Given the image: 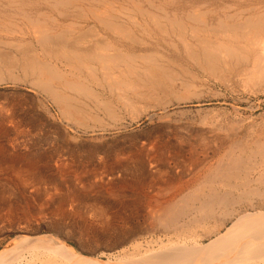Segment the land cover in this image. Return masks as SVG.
Here are the masks:
<instances>
[{
  "label": "bare ground",
  "instance_id": "obj_1",
  "mask_svg": "<svg viewBox=\"0 0 264 264\" xmlns=\"http://www.w3.org/2000/svg\"><path fill=\"white\" fill-rule=\"evenodd\" d=\"M21 78L50 98L67 126L100 137L122 133L125 118L166 117L210 89L207 82L264 94V0H0V83ZM18 107H0V232L18 234L0 264H264V122H248L251 138L239 136L241 122H226L219 133L230 137H216L211 149L201 136L187 154L156 135L138 146L136 134L126 160L134 165L99 146V190L109 199L99 198V213L91 207L98 235L82 221V190L63 183L96 175V167L70 149L34 151L24 129L40 121ZM197 168L203 172L190 190L156 199L146 214L127 213L143 208L125 202L129 191L167 194ZM41 223L51 234L34 237ZM24 231L34 238L19 236ZM72 231L89 246L99 241V259L82 255V243L68 244Z\"/></svg>",
  "mask_w": 264,
  "mask_h": 264
},
{
  "label": "rangeland",
  "instance_id": "obj_2",
  "mask_svg": "<svg viewBox=\"0 0 264 264\" xmlns=\"http://www.w3.org/2000/svg\"><path fill=\"white\" fill-rule=\"evenodd\" d=\"M6 38H9L10 40L16 39L15 37H12V36H7ZM207 83H209L210 89H206L204 87L200 88L199 91L202 90L201 91L202 93L200 92L198 94L199 98H197V99L192 98L191 99L192 102L189 100V101L180 102L179 103L180 105L176 104L174 106H171V108H169V110H168V115L166 117H164V118L153 117L151 119L149 117L142 116L139 119H137L136 121H134L135 123L130 121L129 118H125L124 122L127 125V127L122 133H116L115 132V133H113L114 135L113 134L112 135L105 134L102 137L99 136V130L95 133L92 132V134H91V131H87V130L85 131L83 128H80V127H78L72 123H69L67 126L66 122L61 121L59 111H58V109H56L57 107L50 100V98L46 97L45 95L40 94L38 92L36 93V91L31 87V85L29 84L28 81L24 82V80H23L21 82L12 83L10 80L7 79L4 82H1L0 83V107L1 106H7V104H9L11 102H13L15 105L19 104L20 107H18V108L20 109L19 113L21 115L26 116L29 120L36 118L37 120L40 121L39 125H37V127L34 130H33V128L30 129L29 127H26V129H24L22 127V129H21V130L24 129L25 131L27 130L29 132L28 133L29 136L27 135L28 136L27 138L29 141H32V142L35 141L36 142V146H34V151H36L37 153H38V151L40 152V151H43L44 149H45V151L46 150L52 151V149L54 147H55L54 149L59 150V148H61L60 150H63L66 152H67V149H70L71 154L75 155L74 158L78 159V161L83 162V165L86 163L84 166H86L88 169H92L93 166L96 167V170H97L96 175L92 172L91 173L87 172V174H85L86 176L80 175L78 178H74L73 176L68 177V178L66 177L64 179L63 183L65 184V182H66L65 186L70 187V190L74 191L75 187L82 190V193L84 196V199H83L84 203H81L80 205H78L80 207L82 205L81 209L79 207V211L82 213V216H85V217H83L82 221H84V222L89 221L90 223L89 222L88 223L90 226L94 225L93 227L98 228L97 234L99 235V227H98L99 226V221H98L99 220V215H98V213H99V207H98L99 206V198L109 199L108 195H106V193H104L105 192L104 190H102V191L99 190V172H98L99 171V160L98 159H99V156L102 157L103 156L102 154L104 153L103 151H102V153H99V146H101L103 149H105L107 151L110 149H114V150L118 151L119 156H120L119 159L124 160L123 162L129 163V165H134L135 160H129L130 162L134 161V163H132V164L130 162H127L126 160L128 159V155L130 156V154L135 152V151H132L131 149H128V148H130V145H131V141H130L131 137L135 136L136 134H137L136 137L138 140H136L137 142L135 141L133 143H137L138 146L140 145V143L142 141L146 143L148 140H152L153 138H159L162 140L161 141L162 143H166L169 141L168 142L169 144L166 143L164 145L169 146V147H173V149L180 148V147L184 146L181 149L184 151L185 154H187V153H189V151L191 149V145L192 146L197 145L196 148H198V147L200 148L199 144H201L200 140L202 137L207 138V140L209 141V145L211 146V147L208 146V148H211V149L215 148V147H213L212 141L216 140V137L219 139H226V138L230 137L231 133H229L228 131H227L228 132L227 133L226 129H225V131H224V129L222 130V132L224 131L223 133L222 132L219 133V131H221L220 129L223 128V126H226L225 125V124H227L226 122H231V121L232 122H237V121L241 122L243 124L242 127L245 126L244 127L245 130L239 131L238 132V133H240L239 136H241V137L247 136L248 138H251L250 135H254L255 133L252 134V132L248 131V129H246V128L251 124H255V123L258 124V123L264 122V94L259 93V95L258 94L257 95H251L247 91H246V93H248V94H246V93H244L245 92L244 90L236 87L235 90H237V93L239 94V97H240L239 98L238 94H234L235 91H234V93H231L233 91H230L229 89H226V88L224 89V87L220 86L217 83H212V82H207ZM217 85H218V87H217ZM205 89H206V91H205ZM207 90H209V93L207 92ZM215 90L217 92H215ZM212 91L214 92V94ZM215 93H216V97H214ZM223 93H224V96H223ZM202 94L205 98L202 96ZM210 94H212L213 96L212 95L210 96ZM237 99L238 100L241 99V100L238 101ZM199 100H201V101L199 102ZM251 107H252V109H251ZM176 109H178L180 111H178V110L176 111ZM221 110H223V112H225V113H223ZM171 111H173V112H171ZM181 111H182L181 115L183 117L180 115ZM216 111L218 112V114ZM219 111H220V113H219ZM234 111H236V112L238 111V112L236 113ZM235 116L238 118H236ZM250 117H251V120H250ZM224 118L226 119V121H224L225 120ZM212 119L216 122L217 121L219 122V120H220L223 123L217 122L216 124L220 125V127H218V128L212 127L210 125V122L215 123ZM216 119H218V120H216ZM229 119H231V120L229 121ZM250 121H251V123L249 124L248 122H250ZM204 122H205V125L206 124L208 125V127L203 124ZM246 131H247V133H246ZM45 135H48L50 137L49 141H45V137H44ZM141 135H143V138ZM154 135H156V136L153 137ZM160 135H162L163 137ZM38 138L39 139L42 138V139L38 140ZM178 139L181 142H179ZM62 141H64V142H62ZM66 141H68V143ZM32 142H30V144L33 145ZM196 142H197V144H195ZM175 143L177 144V147H176ZM118 144H120V145H118ZM35 148L38 150H36ZM125 148L127 150H125ZM89 153H91V154L94 153V156H92L91 159L88 160L87 157H88ZM215 156L217 158L214 156L210 158V160H209V162H211V163H209L210 165H212V164L215 165L216 160L218 159V155H215ZM197 169L194 170V172H192L191 174H189L190 177H188L189 175L187 176V178L185 177L184 182L182 184L178 185L177 188L175 189V191L173 190L167 194H164L165 196L162 194L155 195L156 191L153 192L151 190H148V191L146 190V192H144V194H140V192L136 189L129 191L126 195V198L124 199L125 202L128 201L129 204H131L132 206L134 204H136V206H138V208H139V205H141V206H143V208L137 209L135 207H133V208L130 207V208H128L127 213L129 214L132 210H134V212H135V210H137L141 214H146V212L149 211V209L147 210L146 208L148 206H151L155 202H161V200L164 201L168 197L171 198V196L172 197H174V196L178 197V196H180V194L185 193L187 191V189L190 190L192 187H194L196 185V182L200 179L201 171L203 172L202 168L201 169L199 168L198 170ZM195 175H197V176H195ZM90 181L92 183H90ZM189 181H191V182H189ZM36 195H35V197L37 198L39 196V194H36ZM152 198H153V200H151ZM38 199L39 198H37V200ZM148 199H150V201ZM138 200H139V202H137ZM140 200L142 201V203L140 202ZM86 205L89 208L86 207ZM89 205H91V206H89ZM93 205H94V207H92ZM66 207L69 210L71 209L70 207L68 208V206H66ZM91 207L98 210V213L95 211V209H91ZM144 207H145V209H144ZM76 208L77 207H75L74 209L72 208V209L75 210ZM94 212L96 213V215ZM76 220L79 221V219H77V218H76ZM139 220L137 222L141 223L142 222L141 218H139ZM92 221H93V223L91 224ZM88 223H86V224H88ZM94 223L95 224L97 223V224L95 225ZM46 229H47V225L44 223H41L40 232L37 234H33L34 237L35 236L37 237V235L42 236V235L51 234L49 232V230L47 229L48 230L47 231ZM4 233L1 234V232H0V251H1V249L3 250V248L11 241V239L15 238V236L18 237V234L6 232V231H4ZM21 234H22V236H23V234H25V236L31 235V237L34 238L32 234L28 233L29 234L28 235L27 233H25V231L23 233H19V236ZM77 235H79V234L77 233ZM77 235L75 232L72 231V235H71L70 239L68 240V244L74 248H77L78 245L80 243H82L81 244V245H83L82 249L83 250L85 249L84 250L85 252H82V255H84L85 257H91V258L97 257L99 259V248H98L99 247V241L95 242V244H97V245L91 243L92 245L90 244V246H89L87 244H84V241L82 242L81 240H78V238L80 239V237ZM71 238H73V239H71ZM76 241H78L79 243H77ZM86 247H89V248L91 247L90 249L93 251V254L86 253V251H87Z\"/></svg>",
  "mask_w": 264,
  "mask_h": 264
}]
</instances>
